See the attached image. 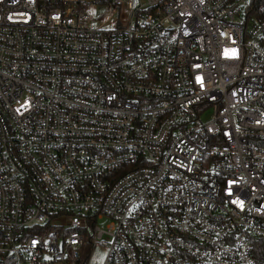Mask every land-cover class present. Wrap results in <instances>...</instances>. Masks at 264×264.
Wrapping results in <instances>:
<instances>
[{"label":"built area","instance_id":"obj_1","mask_svg":"<svg viewBox=\"0 0 264 264\" xmlns=\"http://www.w3.org/2000/svg\"><path fill=\"white\" fill-rule=\"evenodd\" d=\"M0 264H264V0H0Z\"/></svg>","mask_w":264,"mask_h":264},{"label":"rangeland","instance_id":"obj_2","mask_svg":"<svg viewBox=\"0 0 264 264\" xmlns=\"http://www.w3.org/2000/svg\"><path fill=\"white\" fill-rule=\"evenodd\" d=\"M107 225V222L105 220L98 221V226L104 228ZM104 254V251L102 249H96L92 254L91 262H100L102 256Z\"/></svg>","mask_w":264,"mask_h":264}]
</instances>
